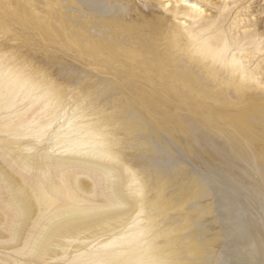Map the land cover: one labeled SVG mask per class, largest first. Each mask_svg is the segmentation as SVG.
Segmentation results:
<instances>
[{"label": "bare ground", "instance_id": "bare-ground-1", "mask_svg": "<svg viewBox=\"0 0 264 264\" xmlns=\"http://www.w3.org/2000/svg\"><path fill=\"white\" fill-rule=\"evenodd\" d=\"M48 4L35 30L0 14V264H264V83L252 63L264 28L224 29L225 0ZM151 100L196 122L159 131L142 113ZM54 126L61 150L43 162L32 135ZM164 129L212 161L206 174L239 173L234 190L255 209L242 198L234 212L224 180L178 169Z\"/></svg>", "mask_w": 264, "mask_h": 264}, {"label": "rangeland", "instance_id": "rangeland-1", "mask_svg": "<svg viewBox=\"0 0 264 264\" xmlns=\"http://www.w3.org/2000/svg\"><path fill=\"white\" fill-rule=\"evenodd\" d=\"M192 1H195V0H192ZM211 1L213 2L216 0H211ZM225 1L228 2L229 6H233V5H235V6L232 9V11L230 12V14L228 16H225L220 22V24L223 26L224 29L229 30L231 33H233L235 35L239 34V33H240V35H242L243 32H249V33H253V35H255L256 32L258 31V29L264 28V0H235L236 3L232 2V0H225ZM0 14L3 17H5L7 19V21H9V22L19 23L20 26L23 27L22 29H26V30L33 29V30H35L36 26L33 23L34 17L37 16L42 22L45 23L47 18H48V15H49V4H48V0H0ZM255 37L257 38V35H255ZM257 41L260 42L259 46L261 49L256 50L255 46H253L252 44H249L248 45V51H252V53H253L256 50V52L252 54L253 55L252 63L253 64L256 62L258 63V66L260 69L259 78L264 83V38L258 39ZM72 89L67 88L66 90L70 91ZM155 100H159V99L155 98ZM151 101H152L153 105H155V107L152 109H146V110H144V112L142 111V113L144 115H146L150 121L157 122L159 131L163 130L162 125L167 120H172V119L181 120V119L185 118V119H188L189 122H192V121L196 122V118L190 113V111H187L184 109L171 110L167 107H166L167 108L166 109L164 106H163L164 108H162L161 106H159L160 101H154V100H151ZM163 102H161V103L164 105ZM76 107H77V104H75L73 101H70V99H69L65 105L66 111L68 112L69 116H72L77 111ZM208 130L210 131L211 134L216 135L218 137H220L221 133H223L222 128L213 127V128H209ZM167 131H168L167 129H164V134H163L164 138L163 139H166V141H165L166 146L174 152L175 156L177 155V157H176L177 158V166L180 167L178 169H184L185 168L186 170H190L193 173L197 172V176L204 174L206 176H209L210 178L214 177L213 179H216V180L217 179L224 180V186L226 188H229V189L225 188L226 191L223 190L225 192V193H223V194H225L224 198L226 200H228V202H230L233 205V207H235L234 212L239 210L238 205H237V200L241 201L242 198L245 196V195L243 196L244 192L242 191L243 192L242 193L240 191L241 188L236 189L240 193H236L234 190V187L239 186V184H240V183H238L239 181L237 182V180H239V173H236V174L233 173L232 174V173L220 172V173H207V174H209V175H207L205 173V171L207 170L206 166L213 164L212 161L207 160L204 156H198V154H196V152L199 153L201 151L192 150L191 145H189L187 142V140H188L187 137L183 138V137H185L184 134H181V135L177 134V132H175V130H173V129H172L171 133H169V132L167 133ZM58 133H59L58 127L54 126L51 129L48 127H44L41 129V131L33 134L32 135V137H34L33 138V145H35L36 147L32 150V155H34V156L47 155L50 158H48L46 160L42 159V161L43 162H49L51 160V158L56 155L55 153H57L58 151L61 150V149H57L56 146H54V141H55V139L57 137L56 135ZM155 136H156V134L153 137H155ZM175 137L177 139L179 138V140L182 143L181 144L177 143L175 141L176 140ZM182 146H185V148H186L185 151H183ZM188 146L190 147V149ZM230 147H231L232 151L235 150V148L233 146H229L227 149H229ZM225 154L227 155V153H225ZM201 157H202V159H199ZM227 157H228V155H227ZM228 159L229 158H227V160ZM200 160H201V162H200ZM4 161L5 160H3L2 158L0 159V166L2 165V167L4 166V168H5V167H7V163H6V161L5 162ZM205 161L207 162L208 165L205 163ZM187 163H189V164H187ZM193 163H194V166H193ZM195 164H197V165H195ZM198 166H199V168H197ZM200 168L202 169V171H200L201 170ZM194 169H196V170H194ZM29 174L30 173H23V176L25 175V177H29ZM232 175H234V176L236 175V176L234 177ZM236 177H238V178H236ZM241 180H242V178H241ZM228 181L231 183H228ZM225 182H227V184ZM232 183H234V184H232ZM0 186H2V185H0ZM3 187H4V185H3ZM230 187H232L231 188L232 191H230L231 190ZM3 191L6 193L5 189ZM210 194H213V193H210ZM243 201L246 202L247 204L250 203L251 208L249 211H252L253 209H255V204L251 203V201H248V199L246 201V200H244V198H243ZM212 204L213 203H211V205ZM207 209H208V207H206V210H205L206 212L202 214V217L206 218V219L209 218L210 222L214 221V223L213 222L210 223L209 221L206 223L213 225V227L219 231L223 230V228H221V227L226 225L224 227V229H225L227 227V222L223 223L222 225L220 223H218V222H222V221L218 218L219 216L217 215L215 208L209 207V209L211 211L209 209L207 211ZM249 216H251V214ZM253 216H254V214L250 218L252 219ZM15 217H16L15 218L16 220L18 218L17 221L19 222L17 224V231H18L19 228L21 227L18 225L22 224V222H21L22 220L20 217H17V216H15ZM230 220L231 219H228V221H230ZM225 221H227V220H225ZM217 226H219V227H217ZM229 228H232V226ZM214 234L216 235V232ZM30 258H33V257H30ZM51 261L53 263H55L56 261H59V260H56V261L50 260V262Z\"/></svg>", "mask_w": 264, "mask_h": 264}]
</instances>
